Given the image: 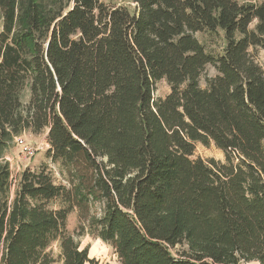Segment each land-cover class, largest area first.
I'll return each mask as SVG.
<instances>
[{
	"label": "trees",
	"instance_id": "trees-1",
	"mask_svg": "<svg viewBox=\"0 0 264 264\" xmlns=\"http://www.w3.org/2000/svg\"><path fill=\"white\" fill-rule=\"evenodd\" d=\"M130 1L0 0V264H113L68 229L95 202L115 264H264V0ZM25 132L68 184L13 178Z\"/></svg>",
	"mask_w": 264,
	"mask_h": 264
},
{
	"label": "rangeland",
	"instance_id": "rangeland-1",
	"mask_svg": "<svg viewBox=\"0 0 264 264\" xmlns=\"http://www.w3.org/2000/svg\"><path fill=\"white\" fill-rule=\"evenodd\" d=\"M107 4L114 5H127L130 4V0H104ZM247 1V0H239ZM255 1L257 3L262 0H249ZM249 51L253 58L264 67V49L260 46H250ZM216 74V69L212 66H208L203 73L201 82L204 85L205 78L207 76H213ZM171 91V85L166 79H161L157 83V89L155 92V97H164ZM27 144L34 149L35 155L30 156L28 153H24L22 149L15 144L11 152L8 154L7 159L11 164L12 176L15 178L20 172H22L26 167H30L33 170H37L41 165L46 164L48 171L57 183L68 184V177L66 167H64L60 162H53L51 158L47 155V149L49 148V143L46 137V133H41L40 135H35L30 132H25L22 135ZM203 158L205 160L210 158H216L218 160L224 159V151L216 146L215 143L210 145H205L202 142H197L194 153L191 158ZM88 213L84 209L76 208L68 216V229L69 232L76 237L81 248H87L89 255L95 257L101 262L117 263L118 256L114 251L113 246L107 242L103 241L100 237L96 236L94 233L90 232L91 229V218L96 216L99 217L102 214V206L99 202L92 203L90 205ZM175 254L180 252V245L172 248ZM52 253L54 254L56 261L53 264H61L59 258V246L56 242L52 246ZM242 264H260L258 261H243Z\"/></svg>",
	"mask_w": 264,
	"mask_h": 264
},
{
	"label": "built area",
	"instance_id": "built-area-1",
	"mask_svg": "<svg viewBox=\"0 0 264 264\" xmlns=\"http://www.w3.org/2000/svg\"><path fill=\"white\" fill-rule=\"evenodd\" d=\"M16 144L22 149L24 153H28L30 156L35 155L34 149L27 144L22 136L16 138Z\"/></svg>",
	"mask_w": 264,
	"mask_h": 264
}]
</instances>
